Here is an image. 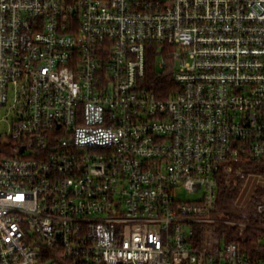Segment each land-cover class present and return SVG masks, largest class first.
I'll use <instances>...</instances> for the list:
<instances>
[{"label":"built area","instance_id":"obj_1","mask_svg":"<svg viewBox=\"0 0 264 264\" xmlns=\"http://www.w3.org/2000/svg\"><path fill=\"white\" fill-rule=\"evenodd\" d=\"M0 113V264H264L214 234L264 159V0H0Z\"/></svg>","mask_w":264,"mask_h":264},{"label":"trees","instance_id":"obj_2","mask_svg":"<svg viewBox=\"0 0 264 264\" xmlns=\"http://www.w3.org/2000/svg\"><path fill=\"white\" fill-rule=\"evenodd\" d=\"M156 60V53L152 52L148 59L146 84L159 97L165 98L172 89L173 80L170 72L163 73L157 69ZM237 169L241 171L242 176H233L231 186L222 187L218 204L219 212L224 217L244 222L249 227L239 228L220 224L215 226L214 234L224 239L226 243H236L247 256L256 260L264 259V234L257 227V225L264 224V221L256 214L257 206L264 201V189L260 187L255 189L248 207H240L237 203L246 180L250 176L264 177V159L260 161H245ZM206 228L210 227L205 226L200 228L199 233L201 234Z\"/></svg>","mask_w":264,"mask_h":264},{"label":"rangeland","instance_id":"obj_3","mask_svg":"<svg viewBox=\"0 0 264 264\" xmlns=\"http://www.w3.org/2000/svg\"><path fill=\"white\" fill-rule=\"evenodd\" d=\"M10 119L5 117V113H0V132L4 133L8 131ZM257 187L264 189V177L262 176H250L243 187L241 195L237 201L238 206L246 208L248 207L251 198Z\"/></svg>","mask_w":264,"mask_h":264}]
</instances>
